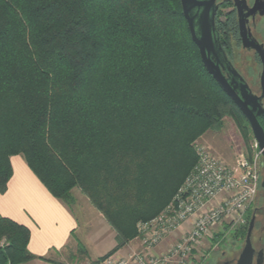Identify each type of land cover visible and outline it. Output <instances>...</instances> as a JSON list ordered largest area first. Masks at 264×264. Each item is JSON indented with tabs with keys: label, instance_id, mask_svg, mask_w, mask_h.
Wrapping results in <instances>:
<instances>
[{
	"label": "trees",
	"instance_id": "trees-1",
	"mask_svg": "<svg viewBox=\"0 0 264 264\" xmlns=\"http://www.w3.org/2000/svg\"><path fill=\"white\" fill-rule=\"evenodd\" d=\"M226 116L253 140L180 0H0V193L14 155L70 209L82 189L115 232L96 264L168 204L196 162L193 142ZM28 239L0 216V264L35 259Z\"/></svg>",
	"mask_w": 264,
	"mask_h": 264
},
{
	"label": "built area",
	"instance_id": "built-area-1",
	"mask_svg": "<svg viewBox=\"0 0 264 264\" xmlns=\"http://www.w3.org/2000/svg\"><path fill=\"white\" fill-rule=\"evenodd\" d=\"M251 151L228 162L197 145L196 162L172 199L154 217L137 222L139 247L108 255L101 264H196L203 241L244 221L259 189L263 158L255 141Z\"/></svg>",
	"mask_w": 264,
	"mask_h": 264
},
{
	"label": "rangeland",
	"instance_id": "rangeland-1",
	"mask_svg": "<svg viewBox=\"0 0 264 264\" xmlns=\"http://www.w3.org/2000/svg\"><path fill=\"white\" fill-rule=\"evenodd\" d=\"M256 36L261 42H264L263 19L259 22V29L258 32H256ZM229 52L233 58L235 68L248 83L252 92L259 95L261 93L259 79L261 64L256 60L255 53L253 51H247L240 46L231 51L229 50ZM253 143L254 139L252 141H245L234 121L226 116L223 118L220 128L205 131L193 142L192 146L193 149H195L197 145H204L210 148L214 154L222 157L225 161L231 162L241 152L246 151L251 154ZM262 181H264L263 158L260 167V183L258 189L260 192V202H257L254 197L248 204L246 211H249L254 205H264V187L261 188ZM71 195L73 197V203L70 205L77 215L80 225L79 236H72L70 242L51 263L96 264L97 259L115 247V232L106 222L99 210L92 205L82 189L79 187L72 188ZM245 218L246 215L244 216V219ZM232 228L233 227L230 228L229 225H227L224 230L211 241H203L195 258V263L205 264L212 256L211 253L209 254V249L212 246H217L219 249L223 248L224 240L230 241L228 234ZM222 238H224V240H220ZM132 240H135V238ZM78 243H80V246ZM124 250L125 247L121 249V251ZM97 264H101V262H97Z\"/></svg>",
	"mask_w": 264,
	"mask_h": 264
},
{
	"label": "crops",
	"instance_id": "crops-1",
	"mask_svg": "<svg viewBox=\"0 0 264 264\" xmlns=\"http://www.w3.org/2000/svg\"><path fill=\"white\" fill-rule=\"evenodd\" d=\"M10 164L11 177L6 190L0 193V216L29 230L27 249L36 258L23 264H52L48 259L54 261L72 236H79L77 215L72 208L50 194L21 155L11 156ZM124 247V251H121L122 247L115 253L127 254L137 249L139 242L132 240Z\"/></svg>",
	"mask_w": 264,
	"mask_h": 264
},
{
	"label": "water",
	"instance_id": "water-1",
	"mask_svg": "<svg viewBox=\"0 0 264 264\" xmlns=\"http://www.w3.org/2000/svg\"><path fill=\"white\" fill-rule=\"evenodd\" d=\"M182 14L187 22V26L192 41L198 48L201 62L206 71L215 79L220 88L228 95L233 103L238 107L245 117L256 142L261 150L264 159V47L253 39L248 33L244 17L241 15V7L237 4L239 13V34L242 47L253 49L261 62L260 88L259 95L254 94L243 76L235 69L227 59L215 31L213 14L210 13L211 7H203L199 13L201 3L197 0H180ZM194 9L198 13H194ZM264 186V181L261 182ZM251 223L248 229L246 244L241 252L237 264H250L252 248L249 242Z\"/></svg>",
	"mask_w": 264,
	"mask_h": 264
},
{
	"label": "flooded vegetation",
	"instance_id": "flooded-vegetation-1",
	"mask_svg": "<svg viewBox=\"0 0 264 264\" xmlns=\"http://www.w3.org/2000/svg\"><path fill=\"white\" fill-rule=\"evenodd\" d=\"M197 1L202 4L199 9V13L202 11L203 7H211L210 13H214L213 20L216 34L227 59L233 66L234 61L229 50L231 51L232 49H235L239 46L242 47L238 27L239 13L237 4H239L241 7V15L244 17L245 26L248 33L253 39L262 44L264 47V42H261L256 36V32H258L259 29V22L262 19L264 20V0ZM194 13H198V10L194 9ZM228 23L233 24L232 27H228ZM245 50L253 51L256 55V60L260 62V58L253 49ZM262 105L264 106V99L262 100ZM263 187L264 186H261V188ZM258 192L259 191H257L255 195V200L260 202V192ZM245 213L246 218L244 221L241 224L236 225L229 232L228 235L230 241H227L226 239L224 240V238H222L220 240H224V244L222 243L223 248L219 249L217 246H212L209 249V254L211 253L212 256L205 264H237L247 241L250 223L251 230L249 234V242L252 248L250 264H264V205H254L251 209H249V211H246Z\"/></svg>",
	"mask_w": 264,
	"mask_h": 264
}]
</instances>
